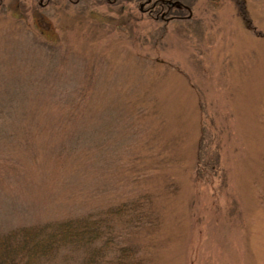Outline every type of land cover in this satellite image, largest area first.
Returning a JSON list of instances; mask_svg holds the SVG:
<instances>
[{
	"label": "rangeland",
	"instance_id": "obj_1",
	"mask_svg": "<svg viewBox=\"0 0 264 264\" xmlns=\"http://www.w3.org/2000/svg\"><path fill=\"white\" fill-rule=\"evenodd\" d=\"M166 1L0 0V233L147 200L144 264H264V35Z\"/></svg>",
	"mask_w": 264,
	"mask_h": 264
},
{
	"label": "trees",
	"instance_id": "obj_2",
	"mask_svg": "<svg viewBox=\"0 0 264 264\" xmlns=\"http://www.w3.org/2000/svg\"><path fill=\"white\" fill-rule=\"evenodd\" d=\"M169 1L173 0L163 4L170 6ZM233 1L244 25L255 35L263 36L251 24L243 6L244 1ZM208 167L212 171L214 165L209 162ZM139 202L141 204L128 207L132 211L128 213L129 219L127 213L102 211L2 232L0 264H144L142 259L145 258L139 254L133 242L116 239L122 234L121 231L127 229L126 226H134V220L151 228L159 225V216L153 213L147 200ZM121 206L124 207L123 204ZM117 223L126 226L118 230Z\"/></svg>",
	"mask_w": 264,
	"mask_h": 264
}]
</instances>
